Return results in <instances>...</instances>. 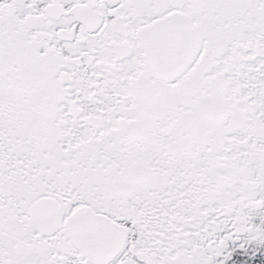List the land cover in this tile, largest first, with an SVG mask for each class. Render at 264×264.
<instances>
[{"label": "snow or ice", "instance_id": "obj_1", "mask_svg": "<svg viewBox=\"0 0 264 264\" xmlns=\"http://www.w3.org/2000/svg\"><path fill=\"white\" fill-rule=\"evenodd\" d=\"M0 264H264V0H0Z\"/></svg>", "mask_w": 264, "mask_h": 264}]
</instances>
